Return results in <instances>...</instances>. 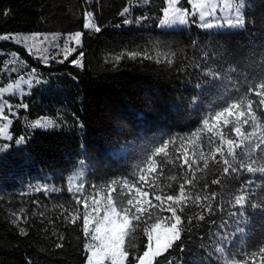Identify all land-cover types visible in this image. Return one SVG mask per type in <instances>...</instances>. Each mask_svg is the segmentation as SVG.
Instances as JSON below:
<instances>
[{
	"label": "trees",
	"instance_id": "1",
	"mask_svg": "<svg viewBox=\"0 0 264 264\" xmlns=\"http://www.w3.org/2000/svg\"><path fill=\"white\" fill-rule=\"evenodd\" d=\"M165 5V0H0V36L15 37L0 39V86L21 75L39 76L28 94L13 98L11 139L0 138V264H84L88 238L84 204L77 199L89 206L93 197L107 196L109 181L123 178L137 182L150 197L161 189L177 194L185 177L193 179L187 166H180L185 151L190 163L197 161L189 191L217 196L205 202L212 205L210 213L190 202L185 215L202 212L205 219L186 221L182 240L159 264H224L215 251L221 244L231 254L256 252L255 264H264L258 252L264 241V173L240 170L231 179L222 175V163L211 160L204 169L200 155L209 157L218 138L198 133L202 120L226 102L242 96L259 99L246 90L264 73V0L245 1L246 27L236 32L204 31L192 22L186 29H159ZM179 5L189 8L188 0ZM125 8L129 12L122 15ZM87 13L99 32L84 27ZM139 17L146 19L123 23ZM76 32L82 34L80 44L74 43L76 50L67 57L62 50L52 56L42 46L28 47L22 39L27 33ZM130 52L139 55L131 58ZM39 117L55 125H26ZM243 130L251 131L248 126ZM225 136L237 139L228 130ZM164 140L174 143L167 157H157L160 171L146 176L157 186L153 193L138 182L139 169ZM262 158L264 152L253 153V166ZM81 162L85 171L78 194L69 191L67 181ZM217 178L222 182L212 184ZM241 193L248 197L243 208L234 203ZM150 211L153 217L171 216L167 204L163 211ZM144 226L126 240L131 264L145 250Z\"/></svg>",
	"mask_w": 264,
	"mask_h": 264
},
{
	"label": "snow or ice",
	"instance_id": "2",
	"mask_svg": "<svg viewBox=\"0 0 264 264\" xmlns=\"http://www.w3.org/2000/svg\"><path fill=\"white\" fill-rule=\"evenodd\" d=\"M188 3L192 5L193 10L191 12L189 9L179 6L180 0H167L168 6L163 9V18L160 19L159 24L161 26L184 25L189 23V16L198 15L201 22L199 27L206 29L219 27L222 25L209 21L216 15L217 11H227L230 18L226 20V24L229 28L243 30L246 27V14L243 11L244 0H188ZM128 12L129 8H125L122 15ZM144 19L146 17H139L135 21L125 19L123 23H139ZM195 22V19H193L192 23ZM84 27L93 29L96 32L101 30L93 22L91 13H87V23H85ZM81 35L80 32H76L71 39L79 45ZM14 38L10 35L0 36V39L4 40ZM75 50V48H69L65 45V57ZM80 55L83 56V53H80ZM137 55L139 53H128L131 58H135ZM116 59L119 60L120 57H116ZM72 63L77 64L79 61L73 60ZM232 71H235V69H232ZM213 75L218 77L219 73H213ZM12 87L10 85L7 88L0 89V96L5 92L12 91ZM16 87H19V85H16ZM246 91L254 93L259 99L253 100L250 97L242 96L226 102L223 107H219L207 115L202 120V129L198 130V133L207 131L209 135H214L218 138V146L211 150L209 157L206 158L201 153L200 160L203 161V168L207 169L209 167L210 160L217 164L222 163V175L231 179H237L238 175L233 176V174H238L240 170H245L249 173H264V158H262L258 166H253L257 164V161L252 159L253 153L264 152V111H261L259 107L264 106V73H261ZM23 107H26V105H23ZM3 112L4 104L0 103V115ZM257 112H260L259 117ZM36 126L47 128L52 126V123L49 121H37ZM244 126H248L251 131H242ZM257 129H259V132H257ZM225 130H228L229 135L234 133L237 139L226 138ZM4 133L5 129L0 128V134ZM198 133H193V136L199 138ZM22 141L23 138H20L16 142L21 143ZM172 143H174L173 140H164L156 146L147 157L144 167L139 169L138 182L147 185L153 193L157 186L154 181L146 180V176L160 171L157 157H167L169 145ZM4 147L7 148L8 145H4ZM177 151L179 152L180 149H177ZM217 154H219V159ZM188 155V151H185L184 159L180 166H187L188 172L191 173L193 179L185 177L183 182L179 183L177 194L163 193L161 189V194H154L150 197V192L147 190L142 191L141 187L137 186V182H130L127 178H123L119 182L116 180L109 181L106 185L108 188L107 196L101 199L93 197V205L90 211L86 201L77 199L78 203L82 202L84 204L83 232L88 238V242L84 244V248L87 250L86 264H131L126 240L130 239L136 230L141 228V225H145L142 231L147 237V243L142 254L134 257L135 262L136 264H159V258L163 257L173 249L178 241L182 240V236L187 230L184 227L186 221L191 223L193 220L202 221L205 219L202 212L194 216L185 215L190 202L194 207H201L209 213L213 211L211 203L205 202L215 199L217 196L216 192H211L210 196L202 197L198 193L193 194L189 191L195 177L193 163H197V161L194 159L193 163H190ZM244 156L248 157L247 161L243 159ZM177 159H179V156ZM171 179L176 181L177 177L172 176ZM221 182V179L217 178L212 180L211 183L220 184ZM69 183L73 184L75 180H70ZM204 187L207 188L208 185L206 184ZM82 188L83 184H80L76 191H80ZM168 188L171 189L172 185L169 184ZM72 190L69 187V191ZM153 199L159 203L153 204ZM234 203L243 208L248 203V197L244 193L235 195ZM165 204H167V211L171 213V216L163 219L159 216L153 217L150 210L158 208L163 211ZM251 206L254 208L260 207V205ZM101 213L103 214L101 215ZM77 216L78 214L73 215L72 223L76 222ZM143 217H147V219H142ZM18 219L20 217L13 220V223H17ZM153 220L154 222H151ZM236 231L243 233L244 229L238 227ZM20 232L22 235H27L24 229H21ZM225 241H227V238H225ZM62 246L57 244V247ZM215 251L224 258V264H249V261L255 264L253 258L257 254L256 252L247 253L243 249L236 254H231L227 252L223 244L217 246ZM258 252L264 258V241L261 242ZM169 264H172V262L170 261Z\"/></svg>",
	"mask_w": 264,
	"mask_h": 264
},
{
	"label": "rangeland",
	"instance_id": "3",
	"mask_svg": "<svg viewBox=\"0 0 264 264\" xmlns=\"http://www.w3.org/2000/svg\"><path fill=\"white\" fill-rule=\"evenodd\" d=\"M245 1L244 0V8L243 11L245 9ZM166 5L165 7H167V0H165ZM180 6V5H179ZM182 7V6H180ZM186 8V7H183ZM189 11L191 12L192 9V5L189 4ZM163 18V15H162ZM161 18V19H162ZM230 18L229 13L227 11L224 12H220L217 11L216 15H214L211 20L209 22H212L214 24L218 23L222 26L219 27H213V28H201L199 27V24L201 23L199 20L198 15L196 16H189V23L184 24V25H180V24H176V25H164L161 26L158 23V28L159 29H166V30H178V29H186L189 27L190 22H192L193 19H195V24L204 31H214V32H236V31H241L240 29H233V28H229L226 24V20ZM73 35H63V34H58V33H27L26 36L23 39V41H25L28 45V47H40L42 46L44 48V50L46 52H50L52 56H54L55 54H57V51L62 50L65 51V45H67L69 48H73L74 46V41L71 39ZM39 82V76L36 74H32L29 73L27 75H21L18 76L12 80H9L7 82H5L3 85L0 86V89H4L7 88L8 86H13L12 87V91L10 92H5L3 93L2 96H0V103L4 104V112L2 115H0V128H4L5 129V133L4 134H0V138H4L7 139L9 138L10 134H9V121L11 120L10 115L12 113H15V102L13 101L14 97H20L21 95H26L29 93V90L36 85V83ZM16 85H19V87H16ZM37 121H49L52 123V126L55 125L54 120L51 118H47V117H39L37 119L34 120H27L26 121V125H28V127L30 128H44V127H39L36 126V122ZM50 126V127H52ZM84 171H85V167L83 162L79 163L74 172L69 176L68 178V185L69 187H71L73 190L72 192H76L78 194H80L82 192V189L80 191H76V188L80 185L83 184V179H84ZM70 180H75V183L70 184L69 181ZM102 195L97 197V199H101ZM93 205V199L90 202L89 205V211L91 210V207ZM103 213H101L102 215ZM88 242V239H87ZM87 258V256H86ZM86 264V260L85 263ZM136 264V263H135Z\"/></svg>",
	"mask_w": 264,
	"mask_h": 264
}]
</instances>
